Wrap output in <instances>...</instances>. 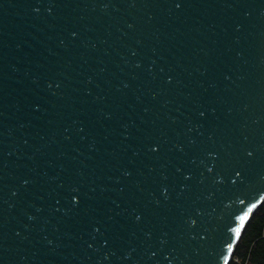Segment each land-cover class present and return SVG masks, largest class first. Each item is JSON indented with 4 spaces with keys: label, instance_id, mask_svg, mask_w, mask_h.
Listing matches in <instances>:
<instances>
[{
    "label": "water",
    "instance_id": "water-1",
    "mask_svg": "<svg viewBox=\"0 0 264 264\" xmlns=\"http://www.w3.org/2000/svg\"><path fill=\"white\" fill-rule=\"evenodd\" d=\"M66 2L49 9L37 0H0V139L8 165L0 192L7 201L0 260L224 264L223 251L231 262L263 205L236 239L229 227L239 226L233 213L256 202L240 200L264 195V2L227 7L220 0H193L179 10L143 2L132 7L126 0ZM169 77L172 85L165 83ZM49 82L58 95L48 91ZM36 103L40 112L33 111ZM122 125L131 134L127 141ZM156 143L160 152L149 154L146 145ZM241 167L245 182L233 186V170ZM125 169L130 178L123 177ZM188 173L193 178L186 181ZM25 175L37 181L27 196L19 188ZM70 185L87 194L81 200L94 209L101 232L107 230V247L104 235H90L89 216L63 218L52 211L53 205L62 212L68 206ZM182 185L188 190L178 198ZM162 187L168 189L166 202ZM18 189L21 196H13ZM132 208L143 212L139 225L125 213Z\"/></svg>",
    "mask_w": 264,
    "mask_h": 264
},
{
    "label": "snow or ice",
    "instance_id": "snow-or-ice-1",
    "mask_svg": "<svg viewBox=\"0 0 264 264\" xmlns=\"http://www.w3.org/2000/svg\"><path fill=\"white\" fill-rule=\"evenodd\" d=\"M37 2L40 3V4H45L46 3L47 6L49 7V9L56 8V7H61V6H68L66 0H37ZM126 2L130 3V5L132 7H135L137 2H143L145 4H155V5H159V4L172 5L177 10H179L181 8H184V7L193 6V0H126ZM220 2L223 3L227 7H235L238 4H241V3L245 2V0H220ZM261 2H264V0H261ZM104 6L107 7L109 5L105 4ZM239 30L240 29L238 27L237 31H239ZM70 35H71V37L73 39H75L78 34L73 32ZM133 55H136V53L134 52ZM135 67L136 68H140L141 65L140 64H136ZM149 71H151V68L149 69ZM225 79L226 80L230 79V76L225 75ZM173 82H174V79L172 77L167 78V80L165 81V83L167 85H172ZM32 83L34 85L38 86L39 85V79H33ZM89 83H91V81H89ZM61 86H62L61 83H56L55 84V87L57 89H59ZM52 87H53L52 83L49 82L47 84L48 91L51 92V95H53V96L58 95L57 92H52L51 91ZM124 87L127 88L128 85L125 84ZM88 94L90 95L91 93H88ZM155 98L156 97L153 96V99H155ZM32 107H33V111L34 112H40L41 111V106H40L39 103L33 104ZM211 114L213 116H215V114H216L215 108L211 109ZM4 115H5L4 112L0 111V125H2ZM101 115L103 116V118L105 120H111L112 119V113H103L102 112ZM206 115L207 114H206L205 111L198 112V116L201 119L206 118ZM77 123L82 124L83 122L79 121ZM122 127L124 128V140L127 141V140L131 139V134L128 132V125H122ZM200 127H203V125H200ZM84 130H85L84 127H80L79 128L80 132H84ZM191 130L192 129L189 128V131H191ZM2 136H3V132L0 131V137H2ZM208 138H209V140L212 139L211 136H209ZM189 143L191 145H195V141L194 140L189 141ZM25 144H27V141H25ZM177 147H178V150L181 153L184 152L183 147H180V146H177ZM146 148H147V152L149 154H157V153L160 152L161 145L159 143L148 144V145H146ZM92 150H95V144L94 143L92 145ZM132 154H133V157H136V156H139L140 153H139L138 150L133 149L132 150ZM209 155H210V157L212 159H219V155L218 154H209ZM245 155L248 158L251 159V158L254 157V152L250 151V150H246ZM195 162H196L195 160L192 161V163H195ZM201 163H203V161H201ZM7 167H8V165L5 162V153L3 151V140L0 139V192H2L3 187H6V185H4L3 182L6 179L4 173H5V170L7 169ZM214 167L215 166L207 167L206 168L207 173L212 174L214 172ZM31 171L34 172L35 169H32ZM149 171H153V170L150 169ZM176 172L177 173H181L182 170L180 168H177ZM233 174H234L235 178L231 179V181H230L233 186H237L238 183L243 184L245 182V180L243 178L244 177V170H243L242 167L239 168V169H234L233 170ZM122 175H123L124 178H130L132 176V172L130 170L125 169L123 171ZM201 175L203 176V173H201ZM218 175H223V173H220ZM162 178H163V180H167L168 179L167 176H163ZM192 178L193 177H192V175L190 173L184 174V180L187 181V180H191ZM215 182L220 184V183H223V180L222 179H218ZM36 183H37L36 179L31 178L30 175H25V176H22L20 178L19 188L23 189L24 190L23 195L27 196L30 193V191H31V186L35 185ZM117 183H119V181H117ZM59 187L63 188L64 185L60 184ZM136 187L141 192L143 191V189L140 187L139 183H137ZM187 190H188L187 185H182L180 187V193L178 194V198H179V195H182ZM119 191L121 193H123L125 191V189L123 187H121L119 189ZM161 191H162V193L164 195L165 202H166L168 200V198H169L168 197V189H167V187H162ZM12 195L19 197V196H21V192L18 189L16 191H13ZM82 195L86 196L87 194L81 193V188L79 186L70 185L69 188H68V195L66 197H64V200L67 202L68 206L65 207L63 209V212H62L60 207H56L55 205H53L52 206V211L54 213H62V217L63 218H77L81 214H83L85 216H89L91 219L94 220V223H92V230L93 231H92V233H90V235H93V238H95V235H104L105 236L104 246L107 247V244H108L107 230H105V232H103V233L101 232V226H102L101 221L98 220V219H95V217L91 216V213L94 211V209H92L87 203H85L84 201L81 200V196ZM257 196H258V198H257ZM249 198H251V200H254L256 202L251 203V205L249 207H247L246 211H244V209L241 208L240 212H242L243 214L233 213V215L235 216L236 221H238L239 226L234 227V228L231 227V226H229V227L231 228V232L234 234V237L236 239H239V237L241 235V230L244 228L245 223L249 220L250 214H252L254 212V210L258 207V204L264 203V195H261V193H255V194L249 193L248 197H246L245 199H241L240 200L241 205H244L245 204V200L249 199ZM6 203H7V201L5 199H3L2 195H0V232H2L3 228L6 226V222L4 220V212H5V210L3 208V205L6 204ZM155 203H156L157 206H159L160 201L159 200H155ZM56 204H60V200L59 199L56 200ZM82 205H83V207H82ZM29 206L32 207V206H35V205H33V204H31V202H29ZM116 207L119 208L120 205L116 204ZM38 211L42 212V211H44V209L41 207V208H38ZM125 213H127L128 217L136 225H139L141 223V221L143 220V218H144L143 212H141L138 208H132L130 213L126 209ZM125 213H117V215H124ZM29 219L30 220L34 219V217L29 216ZM108 219L111 221V220L114 219V217L109 215ZM195 223L196 222L194 220L190 221V224L193 227L195 226ZM16 234L19 235V233H16ZM132 235L134 236L135 232H133ZM162 243H163V241H162ZM89 247H91V245H89ZM227 252L229 254L233 252V244L231 242H228ZM155 255L156 254L153 253V257ZM221 256L225 257L224 264H230L229 257L226 256L223 251H221ZM106 259H107V257H106ZM124 259L131 260V257L126 255L124 257ZM149 259H152V257H150ZM0 264H3L2 260H0Z\"/></svg>",
    "mask_w": 264,
    "mask_h": 264
},
{
    "label": "trees",
    "instance_id": "trees-1",
    "mask_svg": "<svg viewBox=\"0 0 264 264\" xmlns=\"http://www.w3.org/2000/svg\"><path fill=\"white\" fill-rule=\"evenodd\" d=\"M235 254L243 263L264 264V204L247 224Z\"/></svg>",
    "mask_w": 264,
    "mask_h": 264
},
{
    "label": "built area",
    "instance_id": "built-area-1",
    "mask_svg": "<svg viewBox=\"0 0 264 264\" xmlns=\"http://www.w3.org/2000/svg\"><path fill=\"white\" fill-rule=\"evenodd\" d=\"M235 253H236V251H235ZM235 253H234V256L232 257L230 264H249L248 261L246 263H243L242 260L239 257H237Z\"/></svg>",
    "mask_w": 264,
    "mask_h": 264
}]
</instances>
